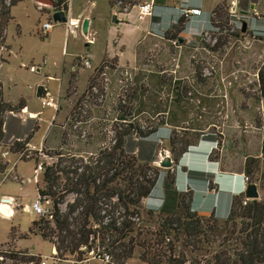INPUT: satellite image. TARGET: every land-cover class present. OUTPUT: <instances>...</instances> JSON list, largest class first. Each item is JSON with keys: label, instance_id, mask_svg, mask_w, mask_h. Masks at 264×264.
<instances>
[{"label": "rangeland", "instance_id": "374dc122", "mask_svg": "<svg viewBox=\"0 0 264 264\" xmlns=\"http://www.w3.org/2000/svg\"><path fill=\"white\" fill-rule=\"evenodd\" d=\"M144 1L146 0L138 3ZM21 2L17 7L20 26L30 28L33 32L28 35L25 34L27 31H24V34L18 35L16 24L10 20L5 28L8 31V41L13 50H16V46L18 50V46L22 45L25 50L35 51L36 56L32 63L34 66L37 65L36 67L42 66V69L40 72L30 71L28 57H25L23 50L24 53H19L17 58H11L8 65H5L0 72L7 74L6 79L8 77L12 80L10 85L15 81L20 91L27 93L31 97L30 100H36L34 94L38 85L34 79L37 74H43V68L52 66V63L60 65L63 46L66 49L64 40L70 37L66 36L65 39V34L72 32L76 36L77 31L74 26L67 28L57 23L50 30V35L40 34L38 28L50 17L45 12L38 11L31 1ZM4 3L7 4L5 1ZM219 4L223 5L226 15H224L225 20L220 19L218 27L208 28L200 35L188 39L177 35L176 29L181 25L177 21L174 29H164L162 33L148 39L147 43L139 44L141 48L137 61L133 65H117L114 58H107L93 65L83 55V58L90 62L91 68H86L82 64L84 59L79 56L74 59V67L70 69L64 82L60 79L50 81L43 78V83L49 87L50 97L56 105V112L45 105L42 107L39 104L38 107L44 112L46 118L50 117L51 113L55 116L49 121L48 126L45 123L39 124V132L34 135L35 141L30 144L31 139L29 140L26 160H19L18 154L9 152L7 146L10 145V141L7 145L2 144L0 165H4L5 168L0 170V196L14 197L19 206L31 205L38 197L36 186L43 185L40 164L42 162L49 164L52 159L47 154L50 155L53 151L60 150L65 154L83 157L85 160L95 159L98 150L108 148L114 143L115 131H121L122 125L115 119V107L118 99L124 97L123 91L134 86L137 78H142L145 83L151 84L155 81V76H164L172 81L179 80L180 84L187 88L184 97L191 105L185 104L183 107L188 114L182 126L187 129L199 128L204 135H200L196 146L188 147V151L177 162H174L169 151L167 139L169 124L160 126L156 134L146 139H139L134 134L125 138L126 153L138 157L141 161H152L151 164L160 170L152 193L141 202L143 209H151L162 202L160 199H163V176L166 171L173 179L169 190H176L183 178L186 177L187 180L188 177L194 179L199 176L194 172L200 168L204 160L217 161L223 169L239 170L246 156L259 157L261 170L264 167V96L259 91L257 74L261 69L264 76V0H251V9L248 6L244 7L245 12H239V7L234 8L233 3L227 4L224 0ZM254 6L256 10L253 9ZM26 12L30 13L29 17L26 16ZM240 22L242 25L246 24L245 27L242 26L244 31L238 29ZM5 29L0 33V48L4 43ZM163 33L171 40L168 41ZM219 36H226L225 40L222 39L224 44L217 50L208 49L206 45L213 46ZM80 37L79 42L82 43ZM179 37L183 39L181 45H178ZM4 48L7 47L4 46ZM69 49L71 48L68 47V51ZM4 50L0 54V64L6 57ZM18 58H22L25 67L19 66ZM79 68L84 69L86 74L79 75ZM124 70L128 71L131 80L125 78ZM18 72L22 76L17 75ZM49 73L54 77V71ZM89 80H92L93 87L79 104L77 100L86 90ZM155 91L158 100L168 109L172 108L171 100L173 92H176L172 82L165 87L155 89L154 93ZM1 97L3 99L2 94ZM20 100L25 103L23 98H19L16 102L3 99L13 105ZM47 100H49L47 94L40 99L42 104ZM9 114L11 113H4L3 118L7 120L8 128L12 129H18L20 126L21 120L18 115L22 120L31 118L29 113L22 110L13 113L18 114L14 118ZM34 121L31 129L34 128L36 131L38 120ZM140 122L143 126L152 124L148 115L145 114L142 115ZM127 123L131 124L133 121ZM182 135L181 132L178 133V140ZM40 139L39 144L37 142ZM5 151H8V154L3 157L1 154ZM35 158L39 160L38 166L34 161ZM165 160L171 161L169 166H161V162ZM183 163L187 165L185 169ZM36 169L37 172L34 173ZM184 170L187 171L183 173ZM190 170L193 173L190 174L188 172ZM194 181H190L192 192L196 190L193 186ZM212 184L211 180H207L206 190L211 189ZM256 184L258 186V183ZM258 189L259 199L264 198V192L259 186ZM73 198L74 195H69L66 202H72ZM40 200L44 202L45 198L42 197ZM216 201L215 214L225 213L227 203L223 195H219ZM208 203L209 200L196 197L193 206L196 208L195 211L203 214L200 212L201 207H206ZM45 206L46 209H51L50 203H45ZM64 207L63 205L62 209ZM37 217L36 214L23 212L20 207L15 209L11 217L0 216V249H7L10 246L18 250H27L28 253L37 256L40 261L44 260L45 256H49L53 246L39 235H28V238L20 239L27 234L30 223ZM135 221L144 226L142 220L135 219ZM147 226L149 225L144 226L145 230ZM95 253L99 254L95 257L90 254L83 255L81 261L77 260L75 254L64 256L58 253L61 259L57 261V264H117L111 257L110 263L101 261L99 255L103 254L102 248L95 250ZM138 253L136 249L125 264H146L138 258Z\"/></svg>", "mask_w": 264, "mask_h": 264}, {"label": "trees", "instance_id": "16d2710c", "mask_svg": "<svg viewBox=\"0 0 264 264\" xmlns=\"http://www.w3.org/2000/svg\"><path fill=\"white\" fill-rule=\"evenodd\" d=\"M4 1L0 0V33L12 19L11 7L23 0H8L7 4ZM66 1L47 0L45 11L66 10ZM139 1L142 0H108V3L122 12ZM225 12L223 5L217 4L210 13L211 24L218 27L220 19L225 20ZM184 19L181 17L178 20L181 25L176 29L177 33L181 31ZM222 39L225 40L226 36H219L215 44L211 47L206 45L207 48L217 50L224 44ZM155 77L151 84L137 78L134 86L123 91L124 97L118 99L115 107V119L121 123V131H115L114 143L98 150L95 159L85 160L60 150L47 154L52 161L40 164L43 185H37L36 190L37 196L50 202V213L35 218L27 234L20 239L39 235L50 242L57 253L64 256L75 254L77 260L90 250L102 248L117 264H125L136 249L139 251L138 258L146 264H264V198L246 199L243 193L232 194L225 218L218 217L214 211L199 214L191 207L192 190H169L173 179L166 171L161 205L146 210L142 208L141 202L152 193L160 170L151 164L152 161H141L126 153L125 138L134 134L139 139H146L156 134L160 126L169 124V151L177 162L188 147L196 145L200 135H204L199 128L182 126L188 114L183 109L185 104H189L184 97L187 88L179 80ZM257 77L259 91L264 96L261 69ZM171 82L176 92H173L172 108L168 109L158 100L154 90ZM92 87V80H89L77 103L81 104ZM1 94L0 84V147L4 137V113H17L26 106L22 100L16 105L5 102ZM144 114L148 115L152 124H141ZM33 131L34 128L22 140H13L7 146L9 152L21 154L20 159L26 160ZM178 131L183 134L179 140ZM34 161L38 166L39 160L35 158ZM260 163L259 157L246 156L240 170L249 182L258 183L264 192V167L260 170ZM4 168L0 165L1 171ZM69 195H74L70 203L66 202ZM135 219L149 226L145 230ZM83 247L84 250L81 249ZM39 262L37 256L27 250L10 246L0 249V264Z\"/></svg>", "mask_w": 264, "mask_h": 264}, {"label": "crops", "instance_id": "0c3cea01", "mask_svg": "<svg viewBox=\"0 0 264 264\" xmlns=\"http://www.w3.org/2000/svg\"><path fill=\"white\" fill-rule=\"evenodd\" d=\"M24 2L31 1L32 5L37 9L36 4H46L47 0H23ZM153 1V13L151 16H146L145 18L139 20L137 18V7L133 5L129 9L125 11H118L117 8L111 7L108 3V0H68L66 4V13L65 16L67 18L73 19L77 21V25H74L77 31V35H73L72 32H66V36H70L64 40V44L66 45V49L63 46L61 51V60L60 65L57 63H52V66L48 68H43V74H37V77L34 79L37 85H43L46 91L49 93V87L43 83V78L46 80H56L60 79L61 82L66 80L68 76V72L71 68L74 67L73 61L76 57L86 56L93 65L99 64L101 61L107 58H114L117 65H133L137 61V56L139 53V49L141 46L139 44L147 43L148 39L152 36H155L159 33H162L164 29L170 30L174 29L176 25L175 19L177 17L176 10V2L173 0H152ZM223 0H190L189 4L191 6H196L201 9V15L196 16L191 19H184L182 23V29L177 35H181V37L192 38V36L200 35L203 31L208 29V19L211 11L217 4H219ZM227 4H234V8L239 7V12H245V8L248 6L250 8L251 0H224ZM22 3V2H21ZM17 5H14L10 9V15L12 17L11 21L16 24V32L18 35H21L24 31H27L25 34L31 35L32 29L30 28H22L20 26V19L17 15ZM243 5V6H241ZM243 7V8H242ZM245 7V8H244ZM27 9V7H25ZM251 9V8H250ZM256 10V6L253 8ZM38 10V9H37ZM39 11V10H38ZM47 16H51L50 13L46 11ZM247 12V11H246ZM52 13V12H51ZM249 13V12H248ZM53 14V13H52ZM26 16L29 17L30 13L26 12ZM87 20V31L84 34L82 32V24L83 21ZM61 24L64 26L63 22H56V24ZM41 26V25H40ZM54 27V26H53ZM52 27V28H53ZM51 28V29H52ZM46 33L50 35V30ZM38 32L40 33V27L38 28ZM4 43L0 48V54L3 49H5V58H3L2 63L0 64V71L8 65L9 60L11 58H17L19 53H24L25 57H28V64L30 66H34L33 60L35 59L36 52L30 49H23V46H16V50L12 49L8 41V31L5 29L4 32ZM24 34V33H23ZM164 37L168 41L171 38L166 37L165 33H163ZM82 39V43L79 42V37ZM92 38L93 42L88 43L87 38ZM179 37L178 45L183 43V39ZM178 39V38H177ZM174 40V39H173ZM6 46L7 48H4ZM171 46V45H169ZM68 47L71 48L68 51ZM146 47V45H145ZM45 55V54H44ZM45 57V56H44ZM20 67H25V63L22 58H18ZM7 62V63H6ZM45 62V59H44ZM29 66V67H30ZM37 66V65H36ZM39 70L36 72H40L42 66L38 65ZM21 69V68H19ZM54 71V77L50 75L49 72ZM79 75L86 74V71L82 68L78 70ZM7 74H1L0 72V84L2 88V96L6 101L16 102L19 98H23L25 100L26 106L22 109L23 112H27L30 114L31 118H26L22 120V118L18 114H9L11 117H19L21 120L20 126L18 129L8 128L7 120L3 118V142L2 144H8V142H12V140H22L25 138L29 132L32 130L31 126L34 120H38L37 130L33 131L31 137L32 141H35V134L39 132L40 123H45L47 126L49 125V121L52 120L55 114L51 113V116L46 118L45 114L42 110L39 109V104L44 107V104L36 97V92L34 94V98L36 100H30L31 97L23 91H20L17 83L13 79V84L10 85V80L8 77L6 79ZM17 75L22 76L21 73H17ZM21 79V78H20ZM61 84V83H60ZM59 84V85H60ZM60 88V86H59ZM11 93V97H10ZM50 94V93H49ZM51 95V94H50ZM9 96V97H7ZM33 101H38L34 103ZM53 109L56 112L55 108L45 105ZM35 122V121H34ZM42 137V136H41ZM41 139L39 142L40 144ZM196 146V145H194ZM185 168L187 165L182 164ZM191 171V170H190ZM197 178H192L195 180L193 186H195L196 190L193 192V200L191 203V207L193 210L196 208L193 206V201L196 197H200L203 200L208 201L209 203L206 207H201V213H209V211L216 210L217 197L219 195H223L227 203V211L220 215H217L220 218H225L227 216L229 210L230 196L232 194L243 193L245 190L246 183L243 180V173L241 170H228L220 167L218 162H210L207 160L203 161V164L196 171ZM185 173V171H183ZM196 175V176H197ZM212 181L213 187L209 190H206V181ZM179 183V187L182 189L190 188L189 190H193L191 188V182L186 180V177L181 180ZM212 190V191H211ZM199 213V212H198Z\"/></svg>", "mask_w": 264, "mask_h": 264}, {"label": "built area", "instance_id": "2783aa9c", "mask_svg": "<svg viewBox=\"0 0 264 264\" xmlns=\"http://www.w3.org/2000/svg\"><path fill=\"white\" fill-rule=\"evenodd\" d=\"M173 1H175L177 4V6H176L177 17L175 19V22L178 21L181 17H185L186 19L189 20V19L194 18L196 16H200L202 13L201 9L199 7L191 6L189 4L190 0H173ZM5 2L8 3V0H5ZM67 2H68V0L66 1V4H67ZM135 5L137 7V18L139 20L145 18L146 16L152 15V13H153V1L152 0H146L144 2L137 3ZM36 7L39 11L45 10L44 4L37 3ZM61 11H64V13H66L67 10H61ZM52 13H54V12H52ZM52 13H50V15H51L50 18L41 24L40 34H46L48 32V30L51 29L54 26V24H56V22H54L52 19ZM63 24L68 28V27L77 25V21L66 17V21L63 22ZM242 26L243 25L240 22L238 29H242ZM208 28L214 29V26L210 22V15H209V19H208ZM85 37L87 38V36H85ZM87 42L92 43L93 42L92 38H89V39L87 38ZM80 57H81V59H84L82 64L86 68H91L90 62L86 58H83V56H80ZM29 70L32 72H36L39 69L36 66H30ZM123 74L125 75L126 79H130V80L132 79L127 70H124ZM47 95L49 97V100L43 101V104L55 108L56 105L54 103L53 98L50 97L49 93H47ZM7 154H8V151H5L1 155L3 157H5ZM18 155H19L18 159L20 160L21 154H18ZM35 172H37V169L34 170V173ZM242 177H243V180L245 182H249L247 176H245L243 174ZM45 203H50V202L47 199H45V201L42 202L40 200V197L38 196L33 200L31 205L25 204L23 206H19L14 197L9 196V195H1L0 196V216L2 218L11 217L14 214V211L17 207H20L23 212L33 213V214H36L38 216H46L50 213V209L49 208L46 209ZM81 249L84 250V247ZM87 254H90L92 257H95L99 253L96 254L95 251L90 250L89 252H87ZM99 258L104 263H110V256L105 252H103L102 255H99ZM59 259H61V258L59 257L56 249L53 247L50 250V255L45 256V259L41 260L39 262V264H57V261Z\"/></svg>", "mask_w": 264, "mask_h": 264}, {"label": "water", "instance_id": "95a60500", "mask_svg": "<svg viewBox=\"0 0 264 264\" xmlns=\"http://www.w3.org/2000/svg\"><path fill=\"white\" fill-rule=\"evenodd\" d=\"M52 19L54 22H65L66 16L64 11H56L52 14ZM87 24L88 21L84 20L82 24V32L85 34L87 31ZM245 27V23L243 24ZM244 31V28H242ZM47 91L43 85H38L36 88V97L43 99L46 97ZM171 163L170 160H165L161 162V166H169ZM244 196L246 199H258L259 198V189L256 183L254 182H247L244 190Z\"/></svg>", "mask_w": 264, "mask_h": 264}, {"label": "clouds", "instance_id": "9594fccd", "mask_svg": "<svg viewBox=\"0 0 264 264\" xmlns=\"http://www.w3.org/2000/svg\"><path fill=\"white\" fill-rule=\"evenodd\" d=\"M211 162H217V161H211ZM188 181H191L192 180V178H190V177H188V179H187ZM176 190L178 191V192H185V191H187L188 189H187V187H186V189L184 188V189H182V188H180L179 186L176 188ZM161 201H162V199H160ZM162 203V202H161ZM161 203L158 205V206H160L161 205Z\"/></svg>", "mask_w": 264, "mask_h": 264}]
</instances>
